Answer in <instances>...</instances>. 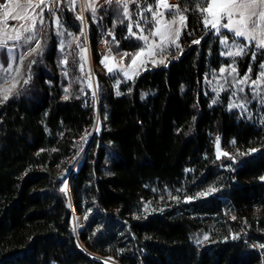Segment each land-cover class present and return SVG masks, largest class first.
Wrapping results in <instances>:
<instances>
[{
    "label": "trees",
    "instance_id": "16d2710c",
    "mask_svg": "<svg viewBox=\"0 0 264 264\" xmlns=\"http://www.w3.org/2000/svg\"><path fill=\"white\" fill-rule=\"evenodd\" d=\"M179 4L190 32L181 53L119 94L98 46L114 37L126 64L145 49L124 4L86 18L94 85L80 46L60 51L46 20L9 98L13 85L0 91V264H264V118L230 107L232 84L206 94L219 37L203 27L205 13ZM55 10L83 37L71 0Z\"/></svg>",
    "mask_w": 264,
    "mask_h": 264
},
{
    "label": "rangeland",
    "instance_id": "374dc122",
    "mask_svg": "<svg viewBox=\"0 0 264 264\" xmlns=\"http://www.w3.org/2000/svg\"><path fill=\"white\" fill-rule=\"evenodd\" d=\"M189 1L192 5L191 8L196 9V12L200 14L195 0ZM15 2H18L21 5H27L29 0H15ZM30 2L32 7L29 8L26 13L28 19H11L10 17L15 10L10 3L8 8L10 15L7 21H5V9L0 7V78L3 79L2 81L0 80V91L2 89L1 86L3 83H5V85L10 84V87L15 83L13 78H15V73L20 70L19 62L26 59L33 52L32 49L36 48V45L41 38L40 34L42 29L48 18H51L53 35L58 46L57 48L60 51H64L65 48L69 47L71 44L76 45V47L80 46V49L78 48V52H80L79 55L84 66L83 76L90 75L92 80L91 82L94 85L93 69L95 66L86 37V18L92 17L93 19H96L98 16L97 13L100 10L107 9L109 5L112 2H116V0H111V2H109V0H71V8L74 10L77 16L80 17L78 22H80L83 26V37L76 36L65 20H61L59 17L55 16L56 14L54 10L57 9L58 1L50 3L49 0H44L43 4H40V0H30ZM168 2L169 4H175L178 9L181 10V14L186 16V10L183 9L179 4V0H168ZM4 3H9V0H0V4ZM37 4H39L40 7H36ZM141 4V0H134V2L133 0H127L128 15L125 16L129 21V25L132 26L133 33H136V35L129 33V31L128 33L135 37H138L139 35L148 36V44L160 45V47H156L154 49V55H149L148 48L145 45L144 54L138 57L136 64L133 65L132 63H125L124 54L126 52L116 53L113 50L112 45L114 41L115 43H118L114 37H112L114 41L111 40L113 43L101 39L98 46L101 57L100 69L108 77L115 93L121 92V86L123 82L133 79L147 69L163 64L159 62L161 60H163L165 63L169 59L179 55L183 46L185 45V40L190 37L187 18V26L184 27L179 23V17L176 16H168L166 14L164 17L158 18L153 13L146 11L143 14L142 9L140 8ZM147 7H153V4L147 5ZM155 8L157 11L165 12V9L159 7L158 0ZM49 12H52V15L50 14L51 17L47 16ZM205 14L208 15L207 13ZM57 19L59 20V24L56 23ZM157 19H160L162 24L171 20L176 21L174 27L180 28L181 32L175 43H169V41L165 40L161 45L160 38L151 34L157 27ZM137 23L139 24V27H136ZM5 24H7V34H5ZM21 25H23L25 28H30V31H23V29H21ZM141 29H143V32H141ZM16 30L21 31V38L19 40L10 38L16 35ZM222 31L226 32V30ZM215 36L217 35L215 34ZM233 39L239 42L244 38L234 37ZM233 39H229L227 47H225L223 44H220L219 55L217 58L213 59L214 61L209 63L204 81L205 92L211 98L215 99L226 92L225 88L227 87V84H232L228 95L230 107L234 108L238 114L248 112L256 119H263L264 79L260 78L261 69L259 68V65L264 63V50L260 48H254L249 45L245 54L249 51L251 53L255 52V59H251L250 54L247 67L244 72H241L239 60L245 54L239 56L227 55L229 51H237L236 46L233 44ZM177 44L179 47H177ZM106 57L107 59H105ZM153 61L156 62L153 63ZM66 62L67 61L65 59L64 63ZM109 67L113 68L112 72L108 71ZM4 68H7L8 72H5L3 70ZM220 68H224L225 71L220 72ZM232 68H235V72H232ZM249 68L252 69L251 73H248L251 79L247 83H238V81L248 72ZM125 71L128 72L127 76L124 75ZM19 72L20 71H18V73ZM252 80H256L257 83L253 85L251 83ZM9 89H13V87ZM241 89H243V91H241ZM233 105H235V107H233ZM240 105H243V107H240ZM221 153L222 150L219 149L218 154L221 155ZM75 219L74 225H76V229L82 230L84 228L83 218L76 216Z\"/></svg>",
    "mask_w": 264,
    "mask_h": 264
},
{
    "label": "snow or ice",
    "instance_id": "6c2138e0",
    "mask_svg": "<svg viewBox=\"0 0 264 264\" xmlns=\"http://www.w3.org/2000/svg\"><path fill=\"white\" fill-rule=\"evenodd\" d=\"M44 0H40V4H43ZM111 2V0H109ZM118 4L123 3L125 8V15L127 13V0H116ZM134 2V0H133ZM196 4L198 5V9L201 15L207 13V16L203 17L202 24L204 28H207L209 33L211 34L213 31L219 37V43L228 46L229 39H233L234 37L244 38L243 40L237 42L233 39V44L236 46L237 51L227 53L228 56H239L245 54L247 47L251 45L254 48H260L264 50V0H195ZM12 4L14 8V13L11 15V19H28L26 13L29 8L32 7V4L29 0L27 5H21L15 0H9V3L0 4V7L4 8V18L5 21L9 18V4ZM151 3L153 7H147V5ZM157 0H145V11L153 13L156 17H164L166 14L168 16H176L179 17V23L186 27V16L181 14V10L175 4H169L168 0H158L159 7L165 9V12L157 11L155 5ZM36 7H40L39 4ZM194 11L196 9H193ZM80 18V17H78ZM82 19V18H81ZM143 19V18H142ZM200 19V17H197ZM59 24V20L56 21ZM176 21L171 20L169 22H164L160 19L156 20L157 27L152 35H155L160 38L161 45L165 40L169 41V43H175L176 39H178L181 29L175 28ZM162 24V27H161ZM136 27H139L137 23ZM7 24H5V34L6 33ZM21 29L23 31H30V28H25L21 25ZM222 30H226L222 31ZM129 33L136 35L133 33L132 26H128ZM143 32V29H141ZM230 34V35H229ZM13 39L19 40L21 38V31L16 30V35L14 37H10ZM139 40L145 42V45L148 48V54L154 55V49L156 47H160V45L148 44V36L139 35L137 37ZM193 43H200L199 40H194ZM40 45L37 44L36 48L32 49L33 52H36L39 49ZM177 47L179 45L177 44ZM144 54V48L141 47L139 52H136L134 55L131 56L132 64L135 65L137 58ZM126 57L129 56L128 53L124 54ZM107 59V57L105 58ZM251 59H255V52L251 53ZM156 61H153L155 63ZM160 63H164L163 60L159 61ZM143 63V61H142ZM107 66V65H106ZM261 69L260 78L264 79V63L259 65ZM5 72H8L7 68L3 69ZM109 72L113 71V68H108ZM220 72H224V68L219 69ZM252 69L249 68L248 72L245 74L243 78H241L238 83H247L251 77L248 73H251ZM232 72H235V68H232ZM124 75L127 76L128 72L125 71ZM15 79V78H13ZM27 83V81H25ZM251 83L255 85L257 83L256 80H252ZM16 87V84H13V88ZM3 100H7L9 98V93L12 89H4ZM67 91V90H66ZM243 91V89H241ZM119 94V93H117ZM94 95V94H93ZM67 99V96L65 97ZM235 107V105H233ZM243 107V105H240ZM233 143H235L233 141ZM225 155H227L225 153ZM213 191V189H210ZM201 195H205V193H201ZM207 239V237H205ZM264 246V245H262Z\"/></svg>",
    "mask_w": 264,
    "mask_h": 264
},
{
    "label": "built area",
    "instance_id": "2783aa9c",
    "mask_svg": "<svg viewBox=\"0 0 264 264\" xmlns=\"http://www.w3.org/2000/svg\"><path fill=\"white\" fill-rule=\"evenodd\" d=\"M56 1H58V0H49L50 3H54V2H56ZM54 12L56 13V10H54ZM109 262H110L111 264H120V263H117V262H115V261H111V260H109Z\"/></svg>",
    "mask_w": 264,
    "mask_h": 264
},
{
    "label": "water",
    "instance_id": "95a60500",
    "mask_svg": "<svg viewBox=\"0 0 264 264\" xmlns=\"http://www.w3.org/2000/svg\"><path fill=\"white\" fill-rule=\"evenodd\" d=\"M93 81H94V80H93ZM94 134H95V133H94ZM94 134H93V136H94ZM93 136H92V137H93ZM91 140H92V138H91ZM90 142H91V141H90ZM89 144H90V143H89ZM89 144H88V145H89ZM87 147H88V146H87ZM86 149H87V148H86ZM73 220H74V224H75V217H74V213H73ZM76 231H77V230H76V225H75V232H76Z\"/></svg>",
    "mask_w": 264,
    "mask_h": 264
},
{
    "label": "bare ground",
    "instance_id": "6f19581e",
    "mask_svg": "<svg viewBox=\"0 0 264 264\" xmlns=\"http://www.w3.org/2000/svg\"><path fill=\"white\" fill-rule=\"evenodd\" d=\"M75 218H76V215L74 214ZM76 220V219H75Z\"/></svg>",
    "mask_w": 264,
    "mask_h": 264
}]
</instances>
